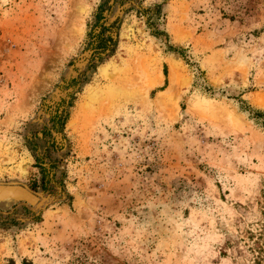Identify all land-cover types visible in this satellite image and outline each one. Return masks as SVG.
<instances>
[{"label":"rangeland","instance_id":"374dc122","mask_svg":"<svg viewBox=\"0 0 264 264\" xmlns=\"http://www.w3.org/2000/svg\"><path fill=\"white\" fill-rule=\"evenodd\" d=\"M103 2L0 0V264H264V0H109L119 43L93 68Z\"/></svg>","mask_w":264,"mask_h":264},{"label":"trees","instance_id":"16d2710c","mask_svg":"<svg viewBox=\"0 0 264 264\" xmlns=\"http://www.w3.org/2000/svg\"><path fill=\"white\" fill-rule=\"evenodd\" d=\"M108 3L109 0H104L103 3L99 4L88 23L87 37L83 45L85 51L90 53L88 67L94 68L105 63L114 56L118 47L119 27H117L116 24L119 22L114 21L108 24V18L105 15V7ZM160 33L161 30H158L155 34L159 36L161 35ZM168 49L178 50L171 44L168 45ZM165 73H167L166 69ZM66 105L73 106V102L69 101L65 105L60 106L56 110V114L52 117L53 129H55L58 135L55 137L52 130L48 127L43 129V138L50 136L52 140L48 141L49 144L45 148L46 156L42 157L39 155L35 157V167L39 168V173L33 176L30 184L31 189L35 191L40 188L44 190H51L54 182L59 181V179H57V173L53 170L55 166L51 165L49 166L50 168L47 167L46 163H48V161L46 160L52 158V149H56L59 146L57 144V139L60 138L61 146L69 140L65 129L70 118V112L66 110ZM254 117L262 118L263 115L258 113Z\"/></svg>","mask_w":264,"mask_h":264},{"label":"bare ground","instance_id":"6f19581e","mask_svg":"<svg viewBox=\"0 0 264 264\" xmlns=\"http://www.w3.org/2000/svg\"><path fill=\"white\" fill-rule=\"evenodd\" d=\"M179 61L176 59L171 60V83L172 82H176V71L175 69L178 67L179 65ZM115 65L113 64H108L105 65L103 68V74L108 77V78H113L115 77V73L117 70H115ZM115 84H110L109 86L106 87H95L89 90V92L87 94L84 95L81 104L78 107V111L77 113L74 115V117L72 118V120L70 121V126L74 127V124L77 120V118L79 119V114L83 111V109L87 108V106L90 104V102L95 99L98 95H101L103 93H105V90L108 91L109 93L112 94V92H115ZM171 89V88H170ZM169 91V90H168ZM78 121V120H77Z\"/></svg>","mask_w":264,"mask_h":264}]
</instances>
